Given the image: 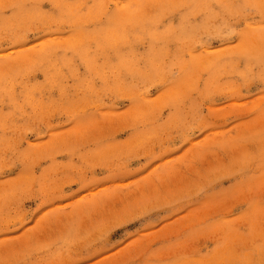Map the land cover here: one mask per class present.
Returning <instances> with one entry per match:
<instances>
[{
	"label": "rangeland",
	"instance_id": "1",
	"mask_svg": "<svg viewBox=\"0 0 264 264\" xmlns=\"http://www.w3.org/2000/svg\"><path fill=\"white\" fill-rule=\"evenodd\" d=\"M225 253L264 264V0H0V264Z\"/></svg>",
	"mask_w": 264,
	"mask_h": 264
},
{
	"label": "bare ground",
	"instance_id": "2",
	"mask_svg": "<svg viewBox=\"0 0 264 264\" xmlns=\"http://www.w3.org/2000/svg\"><path fill=\"white\" fill-rule=\"evenodd\" d=\"M228 248L227 247H225L224 248V250L226 251ZM224 257L226 258V259H228V262H226L227 264H234L235 262H237L238 260H239V257H238V255L236 254V255H230V254H228V253H225L224 254ZM213 263V261L212 260H209L208 261V264H212Z\"/></svg>",
	"mask_w": 264,
	"mask_h": 264
},
{
	"label": "snow or ice",
	"instance_id": "3",
	"mask_svg": "<svg viewBox=\"0 0 264 264\" xmlns=\"http://www.w3.org/2000/svg\"><path fill=\"white\" fill-rule=\"evenodd\" d=\"M81 182L83 183L84 181H81ZM85 264H93V262L89 260V261H86Z\"/></svg>",
	"mask_w": 264,
	"mask_h": 264
}]
</instances>
